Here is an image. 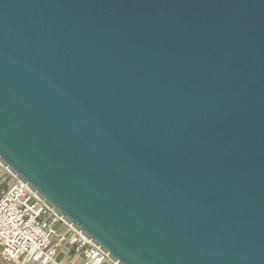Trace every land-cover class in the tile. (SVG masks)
<instances>
[{"label": "water", "instance_id": "95a60500", "mask_svg": "<svg viewBox=\"0 0 264 264\" xmlns=\"http://www.w3.org/2000/svg\"><path fill=\"white\" fill-rule=\"evenodd\" d=\"M0 162L119 264H264V0H0Z\"/></svg>", "mask_w": 264, "mask_h": 264}, {"label": "built area", "instance_id": "2783aa9c", "mask_svg": "<svg viewBox=\"0 0 264 264\" xmlns=\"http://www.w3.org/2000/svg\"><path fill=\"white\" fill-rule=\"evenodd\" d=\"M0 247L6 264H119L1 162Z\"/></svg>", "mask_w": 264, "mask_h": 264}, {"label": "crops", "instance_id": "0c3cea01", "mask_svg": "<svg viewBox=\"0 0 264 264\" xmlns=\"http://www.w3.org/2000/svg\"><path fill=\"white\" fill-rule=\"evenodd\" d=\"M0 251H1V247H0ZM0 264H6V262L1 258V256H0Z\"/></svg>", "mask_w": 264, "mask_h": 264}]
</instances>
